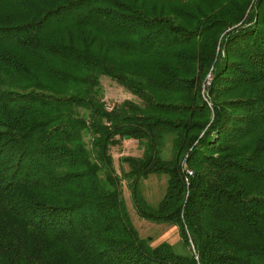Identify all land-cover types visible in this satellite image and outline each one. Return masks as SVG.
I'll list each match as a JSON object with an SVG mask.
<instances>
[{
    "label": "trees",
    "instance_id": "1",
    "mask_svg": "<svg viewBox=\"0 0 264 264\" xmlns=\"http://www.w3.org/2000/svg\"><path fill=\"white\" fill-rule=\"evenodd\" d=\"M0 264H264V0H0Z\"/></svg>",
    "mask_w": 264,
    "mask_h": 264
},
{
    "label": "rangeland",
    "instance_id": "2",
    "mask_svg": "<svg viewBox=\"0 0 264 264\" xmlns=\"http://www.w3.org/2000/svg\"><path fill=\"white\" fill-rule=\"evenodd\" d=\"M102 86L104 99L109 106H113L114 104L125 100H138V98L129 90L108 76L102 77ZM112 154L120 172L122 166H124L125 169L128 168L126 164H122V158L126 156H140L142 154V150L135 140L127 139L119 145L114 146ZM166 181V177L163 174H152L142 180V192L153 206L158 205L159 200L162 198L166 189ZM123 187L125 200L130 210L133 222L140 231L141 235L144 237H150L151 242L155 245L162 241H168L173 244L178 251L187 252V248L184 245L178 227L163 223H155L140 217L134 207L131 191L127 182H124Z\"/></svg>",
    "mask_w": 264,
    "mask_h": 264
},
{
    "label": "water",
    "instance_id": "3",
    "mask_svg": "<svg viewBox=\"0 0 264 264\" xmlns=\"http://www.w3.org/2000/svg\"><path fill=\"white\" fill-rule=\"evenodd\" d=\"M126 138H127V139H130V136H127Z\"/></svg>",
    "mask_w": 264,
    "mask_h": 264
},
{
    "label": "built area",
    "instance_id": "4",
    "mask_svg": "<svg viewBox=\"0 0 264 264\" xmlns=\"http://www.w3.org/2000/svg\"><path fill=\"white\" fill-rule=\"evenodd\" d=\"M189 173H192V171H189Z\"/></svg>",
    "mask_w": 264,
    "mask_h": 264
}]
</instances>
